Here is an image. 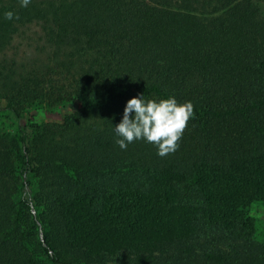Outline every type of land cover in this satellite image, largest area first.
<instances>
[{
  "label": "trees",
  "instance_id": "trees-1",
  "mask_svg": "<svg viewBox=\"0 0 264 264\" xmlns=\"http://www.w3.org/2000/svg\"><path fill=\"white\" fill-rule=\"evenodd\" d=\"M141 94L193 104L174 153L115 143ZM0 103V264H264L254 0H0Z\"/></svg>",
  "mask_w": 264,
  "mask_h": 264
},
{
  "label": "clouds",
  "instance_id": "clouds-1",
  "mask_svg": "<svg viewBox=\"0 0 264 264\" xmlns=\"http://www.w3.org/2000/svg\"><path fill=\"white\" fill-rule=\"evenodd\" d=\"M31 0H21V7H27ZM5 18L12 20V12L5 13ZM194 115V106L189 102L179 104L174 97L160 101L148 99L141 94L130 99L123 110V117L113 128L115 143L121 150H126L128 144L135 140L145 139L158 148V155L164 157L174 153L178 141Z\"/></svg>",
  "mask_w": 264,
  "mask_h": 264
},
{
  "label": "rangeland",
  "instance_id": "rangeland-1",
  "mask_svg": "<svg viewBox=\"0 0 264 264\" xmlns=\"http://www.w3.org/2000/svg\"><path fill=\"white\" fill-rule=\"evenodd\" d=\"M254 3L258 9L259 14L264 17V0H254ZM211 11L210 9L198 10V14L202 17L209 16L207 12ZM75 106H66L64 108L57 109H35L31 108L27 110L24 121L34 120V121H61L62 118L75 111ZM15 125L13 117L8 111L4 110V106L0 103V130H6L12 128ZM247 212L250 217L254 219L255 227H256V239L258 241H262L264 239V203L258 202L253 203L247 209Z\"/></svg>",
  "mask_w": 264,
  "mask_h": 264
}]
</instances>
